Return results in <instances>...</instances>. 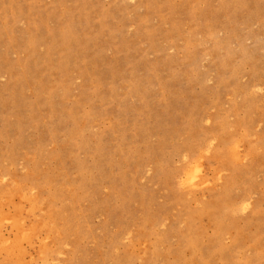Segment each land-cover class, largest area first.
I'll return each instance as SVG.
<instances>
[{
	"label": "rangeland",
	"instance_id": "374dc122",
	"mask_svg": "<svg viewBox=\"0 0 264 264\" xmlns=\"http://www.w3.org/2000/svg\"><path fill=\"white\" fill-rule=\"evenodd\" d=\"M0 264H264V0H0Z\"/></svg>",
	"mask_w": 264,
	"mask_h": 264
},
{
	"label": "bare ground",
	"instance_id": "6f19581e",
	"mask_svg": "<svg viewBox=\"0 0 264 264\" xmlns=\"http://www.w3.org/2000/svg\"><path fill=\"white\" fill-rule=\"evenodd\" d=\"M188 170H189V169H188ZM187 173H188V172L186 171V175H187ZM190 173H191V172L189 171V174H188V175H190V176H187V180H188L189 177H191L192 174H193V172H192V174H190ZM197 174H198V173H197ZM198 175H199V174H198ZM198 175H197V176H198ZM194 176H196L195 173H194ZM194 176H192V178H195ZM195 180H197V179H195ZM189 181H190V180H189ZM189 183H190V182H189ZM189 183H188V184H189ZM193 183H194V182H191L190 184H193ZM195 183H196V181H195ZM195 183H194V184H195ZM189 186H190V185H189ZM190 187H193V186L191 185ZM194 187H197V186H194ZM222 200H223V198H222ZM220 201H221V200H220ZM219 203H220V202H219ZM31 208H32V207H31ZM36 217H37V216H36ZM30 233H31V232H30ZM23 252H24V251H23ZM19 253H20V252H19ZM22 254H23V253H21V255H22ZM20 258H21V256H20Z\"/></svg>",
	"mask_w": 264,
	"mask_h": 264
}]
</instances>
